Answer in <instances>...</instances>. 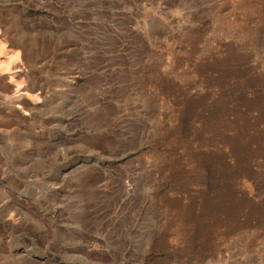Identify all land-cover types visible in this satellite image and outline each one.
<instances>
[{
	"label": "rangeland",
	"instance_id": "obj_1",
	"mask_svg": "<svg viewBox=\"0 0 264 264\" xmlns=\"http://www.w3.org/2000/svg\"><path fill=\"white\" fill-rule=\"evenodd\" d=\"M0 33V264H264V0H0Z\"/></svg>",
	"mask_w": 264,
	"mask_h": 264
},
{
	"label": "bare ground",
	"instance_id": "obj_2",
	"mask_svg": "<svg viewBox=\"0 0 264 264\" xmlns=\"http://www.w3.org/2000/svg\"><path fill=\"white\" fill-rule=\"evenodd\" d=\"M3 27V26H2ZM7 28V27H6ZM6 28H3L4 29V31L3 32H5V30H6ZM0 34H2V33H0ZM4 34V33H3ZM21 37V36H20ZM19 37V38H20ZM11 41V40H10ZM11 43V42H10ZM14 44V43H13ZM22 45V44H21ZM19 46V45H18ZM23 46V45H22ZM22 53V52H21ZM9 53L8 52H6V54L5 55H8ZM22 55V54H21ZM9 57H10V59H9V61L8 62H6V64L5 65H2V66H0V99H4V100H6V102L7 103H18V104H20L21 105V107L22 108H24V109H29L31 106H29V104L28 103H26V101L24 100V98H23V94L21 95V94H18V92L20 91V90H22V91H24L25 90V92H28V91H26L27 89L29 90L30 88H28V84H24V85H21L22 83V81L21 80H16V78H18V76H20V74L23 72V71H21V73L19 72H17V71H20L21 70V67H23L24 65H23V63L25 62V61H23L24 60V58H25V56L23 55V59L21 58L20 59V61H18V60H16V58H18V53H16L14 56L16 57V58H14V57H11V55L9 54L8 55ZM13 56V55H12ZM9 57H7V59L9 58ZM22 57V56H21ZM26 59H29V57L28 58H26ZM27 62V61H26ZM26 62L24 63V64H26ZM27 65V64H26ZM4 69H5V71H6V69H7V71L6 72H10V74H7L9 77H10V79L12 80V78L11 77H14V79H13V81L12 82H14V83H16V88H17V90H14L12 93H11V90H12V88H13V86L10 84V83H12V82H7L5 79V73H3L4 72ZM25 72V71H24ZM12 73H15V75L14 74H12ZM23 74V73H22ZM6 75V76H7ZM14 75V76H13ZM22 78V77H21ZM20 79V78H19ZM14 83H12V84H14ZM31 85V84H30ZM34 86V85H33ZM37 86V85H36ZM30 87V86H29ZM32 87V86H31ZM33 89H34V87H33ZM19 90V91H18ZM21 91V92H22ZM8 92H10L11 93V95L8 93ZM16 92H17V94H16ZM40 93V92H39ZM16 94V95H15ZM38 95V94H37ZM37 97V96H36ZM33 103V102H32ZM34 105V104H33ZM33 109V108H32ZM20 120V122L22 121L21 119H19ZM1 121V120H0ZM3 122V121H2ZM17 122H19V121H17ZM25 122V121H24ZM32 123V122H31ZM34 123V122H33ZM32 123V124H33ZM21 124H23V123H20V124H18L19 125V127H20V125ZM26 124H27V122H26ZM25 124V125H26ZM32 124L30 125V126H32ZM4 125V124H3ZM28 125V124H27ZM16 126V125H15ZM15 126L13 127V128H15ZM18 126H16V128H17ZM22 127H26V126H22ZM28 128V127H27ZM18 129V128H17ZM17 129H14V130H17ZM26 129V128H25ZM29 129H30V127H29ZM32 129V128H31ZM21 130V129H20ZM22 131V130H21ZM23 131H24V129H23ZM27 131V130H26ZM34 132V131H33ZM36 132V131H35ZM29 134H30V132H28ZM32 133V132H31ZM34 134V133H33ZM36 136V135H35ZM23 138V137H22ZM25 138H28V140L29 139H32V138H30V137H26L25 136ZM30 141V140H29ZM30 143H32L31 141H30ZM32 145V144H31ZM3 180H4V178H2ZM3 189V188H2ZM1 190V189H0ZM2 191V190H1ZM5 192V191H4ZM3 192V193H4ZM15 205V204H14ZM10 210H11V212H13L14 213V215L15 216H20L21 215V209L19 208V207H16V208H14V206H13V208H12V206H10Z\"/></svg>",
	"mask_w": 264,
	"mask_h": 264
}]
</instances>
